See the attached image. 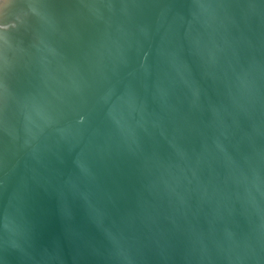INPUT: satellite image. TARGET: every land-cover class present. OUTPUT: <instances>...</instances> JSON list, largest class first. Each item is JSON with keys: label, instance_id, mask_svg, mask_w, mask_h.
I'll return each instance as SVG.
<instances>
[{"label": "water", "instance_id": "1", "mask_svg": "<svg viewBox=\"0 0 264 264\" xmlns=\"http://www.w3.org/2000/svg\"><path fill=\"white\" fill-rule=\"evenodd\" d=\"M0 264H264V0H0Z\"/></svg>", "mask_w": 264, "mask_h": 264}]
</instances>
